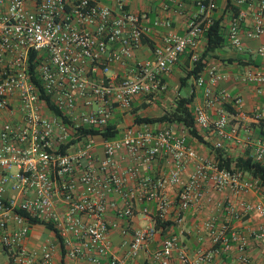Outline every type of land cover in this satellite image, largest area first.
<instances>
[{"label": "built area", "instance_id": "1", "mask_svg": "<svg viewBox=\"0 0 264 264\" xmlns=\"http://www.w3.org/2000/svg\"><path fill=\"white\" fill-rule=\"evenodd\" d=\"M174 1L180 9L181 3ZM113 6L93 0H0V255L4 264H124L152 238L155 228L146 207L141 209L149 223L129 231L120 226L126 250L119 258L110 252L109 228L116 224L104 214L112 207L116 218L128 219L133 214L132 198L152 201L155 216L162 219L171 204L163 194L166 183L177 185L175 218L191 203L205 196V187L227 190L239 196L260 187L258 180L234 168H224L213 157H205L185 143V135L170 123L154 126L141 122L124 128L116 137L103 138L102 155L96 153L97 141L85 128H102L115 109L127 110L134 96L165 89L162 75L169 72L180 54L189 52L193 63L201 36L212 22L215 0H193L184 33H164L152 48V58L133 61L142 37L151 26H169V19L149 20L146 14L125 9V0H112ZM232 4L254 3L251 26L243 31L249 39L264 33V0H232ZM243 13L231 14L227 39L241 45ZM264 54V46L258 47ZM130 66L129 74L110 75V65ZM223 76L209 65L204 74L194 78L202 91L203 102L192 106L197 128L212 126L217 136L214 148L228 137L226 114L219 106L210 119L207 110L216 103L230 100L240 107L238 96L217 88ZM245 82H264V73L247 70ZM48 100L59 112L52 113ZM264 122V110L254 113ZM71 143H67L70 139ZM251 158L264 159V137L250 140ZM124 155L129 166L118 169L116 158ZM188 160L193 168L185 180L180 172ZM161 161L167 173L159 176L138 174L139 167L148 168ZM77 175V176H76ZM135 180V191L125 192L126 177ZM75 180L85 191H76ZM115 191L121 205L106 199ZM59 198L60 209L54 201ZM238 208H230L234 218L250 212L259 223L249 232L264 241V203L239 199ZM23 212L24 214L20 213ZM32 219H35L33 221ZM35 225H43L53 238L32 245L29 234ZM205 226L213 233V224ZM220 234L213 233L216 241ZM224 249L233 242L234 259L227 264H251L246 253V237L233 230L222 235ZM61 257L54 258V252ZM202 264L209 254L198 252L189 263L174 235L165 238L150 253L153 264Z\"/></svg>", "mask_w": 264, "mask_h": 264}, {"label": "crops", "instance_id": "2", "mask_svg": "<svg viewBox=\"0 0 264 264\" xmlns=\"http://www.w3.org/2000/svg\"><path fill=\"white\" fill-rule=\"evenodd\" d=\"M98 4L113 6L112 0H93ZM181 3L178 9L176 3L170 0H125L124 7L134 13H144L150 21L154 19H169V26H151L143 36L139 48L133 53V61L140 62L152 58V48L160 37L167 31L178 34L184 33L185 23L189 14L194 10L193 0H177ZM232 0H230L231 2ZM226 0H215V8L212 11V19H220L221 32L224 40L212 51L207 52L203 69L199 74H204L209 65L215 66L217 73L223 77L217 82L216 87L225 90L230 97L238 96L240 98V107L236 108L230 100L216 103L207 110L210 119L216 117L217 106L221 107L226 114L227 124L226 131L228 137L221 142L220 149L224 156L235 158L243 154L251 155V139L255 137H264V122L261 119L254 118V113L258 110H264V82H245L241 78L245 71H259L264 73V54L258 53V47L264 46V33L259 38L249 39L243 36V31L248 29L252 23V11L254 3H242L235 5L238 11L243 13L241 21V45L233 46L227 39V28L231 12L225 9ZM206 41L201 36L198 41V55L205 49ZM192 62L189 58V52L185 51L179 55L177 61L172 65L169 72L162 75L165 83V89L154 92L149 96L143 94L133 97L130 107L127 110L115 109L109 120L117 129L116 137L124 128L136 125L133 123V114L131 110L136 109L135 114L138 116H158L164 111L171 109L172 102L177 96H184L191 93L190 106L198 105L203 102L202 91L207 85L206 80L200 86L194 85V78L187 76ZM130 66L111 64L110 75L122 77L129 74ZM182 80V82H180ZM6 112L0 113V119L7 117ZM154 126H161L166 123H150ZM176 132H182L185 135V143L192 147L197 154L205 157L214 158L213 143L217 140L212 126L206 128H197L199 134L204 139L200 142L193 137L188 136L186 130L176 124L170 123ZM97 141L96 153L102 155L101 136H95ZM118 169L122 170L129 166V162L124 155L116 158ZM264 163V159L261 161ZM193 168V161L188 160L180 172V179L185 180ZM167 173V166L161 162H154L150 167H139L138 174L159 176ZM245 174V173H244ZM248 176L247 174H245ZM77 176V175H76ZM76 191L84 193L85 188L75 180ZM135 180L132 177H126L122 189L125 192L135 191ZM177 185L166 183L163 194L171 203L168 205L165 215L162 219H157L162 225L155 228L152 238L143 246V248L132 258L124 259V264H153L150 260V253L153 249L158 248L162 241L174 235L180 249L185 253L189 263L196 260L198 252L209 254V259L202 264H227L231 262L236 254L235 245L229 242V248L224 249L222 235L228 237L231 230L242 234L246 237V253L248 254L251 264H264V241L254 239L249 232L258 225L259 218L256 213L250 212L240 219L234 218L230 208L237 209V201L244 199L246 201H260L264 203V187L255 190H249L239 196L231 194L227 190H216L211 186L205 187V196L200 200L191 203L181 212L179 218H175V209L172 202L175 199ZM106 199L121 205V199L115 191H109ZM55 207L60 209L61 201L56 198ZM146 207L151 214L152 223L156 220L155 204L152 201L137 200L132 198L133 214L128 219L116 218L114 209L110 206L105 211V218L109 222H114L116 226L109 228L107 240L110 243V252L115 256L122 258L126 245L122 243L123 238L119 233L122 225L128 227L129 231L134 228L142 227L149 223L147 218L142 215L141 209ZM206 221L213 224V233L220 234V237L214 241L212 231L205 226ZM53 238V233L43 225H35L31 228L29 242L37 245L46 239ZM61 257L59 252H54V258ZM70 264L72 260H64ZM171 264H177L175 255H172ZM0 264H4V259L0 255Z\"/></svg>", "mask_w": 264, "mask_h": 264}, {"label": "trees", "instance_id": "3", "mask_svg": "<svg viewBox=\"0 0 264 264\" xmlns=\"http://www.w3.org/2000/svg\"><path fill=\"white\" fill-rule=\"evenodd\" d=\"M225 9L230 11L232 14H236L238 12L237 7H235V5L230 2V0H226ZM203 36L206 41L205 49L201 54L198 55L197 59L192 63L190 70H188L187 72V76H192L193 78H196L200 71L203 69L207 52L215 49V47H217L224 40L221 32L220 19H212L211 24L205 30ZM143 40L144 38L142 37L141 41ZM180 82H182V80H180ZM151 94L152 93L145 94V96H149ZM46 101L50 111L58 115L59 112L56 110V108L48 100ZM190 102L191 93L184 96H177L172 102L171 109L164 111L158 116H138L137 114H135L136 109L131 110V113L133 114V123L138 124L141 122H158L180 125L186 130L188 136L193 137L200 142H204L203 137L201 136V134H199L198 129L195 126ZM116 132L117 129L115 128V126L112 123L108 122L102 128L82 127L79 130L78 136L89 133L90 135H98L107 139L114 137L116 135ZM73 140L74 139L72 138L67 143L69 144ZM214 159L217 161V164L220 167L229 168L232 166L247 174L248 176L256 178L259 185L261 187H264V163H262L261 161L253 160L251 156L247 155L246 153L235 158H228L223 155L220 148L214 149ZM20 213L24 214L23 212ZM32 220L35 221V219ZM162 224L163 223H159L156 218L154 226L157 227L158 225Z\"/></svg>", "mask_w": 264, "mask_h": 264}]
</instances>
